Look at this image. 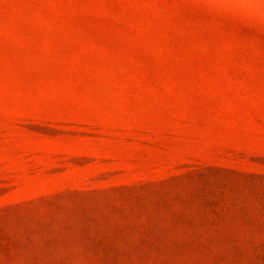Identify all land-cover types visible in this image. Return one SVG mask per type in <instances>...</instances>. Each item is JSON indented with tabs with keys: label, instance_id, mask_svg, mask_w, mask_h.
<instances>
[{
	"label": "rangeland",
	"instance_id": "374dc122",
	"mask_svg": "<svg viewBox=\"0 0 264 264\" xmlns=\"http://www.w3.org/2000/svg\"><path fill=\"white\" fill-rule=\"evenodd\" d=\"M205 167L264 175V0H0V209L27 205L34 237L85 225L78 193ZM164 264L264 263L225 247Z\"/></svg>",
	"mask_w": 264,
	"mask_h": 264
},
{
	"label": "trees",
	"instance_id": "16d2710c",
	"mask_svg": "<svg viewBox=\"0 0 264 264\" xmlns=\"http://www.w3.org/2000/svg\"><path fill=\"white\" fill-rule=\"evenodd\" d=\"M93 194L103 199L100 208ZM74 198L94 205V210L83 212L86 224L78 223L75 212L63 215L55 226L44 227L45 218L39 220L43 228L36 237L26 227L27 205L23 210L1 208L0 251L6 255L20 249L34 264L39 256L53 264L92 256L118 264H164L226 247L254 253L257 262L264 263L262 174L205 167L165 181ZM77 205L72 202L70 207L78 210ZM6 216L14 224L12 232L5 231L1 221ZM87 222H100V232Z\"/></svg>",
	"mask_w": 264,
	"mask_h": 264
}]
</instances>
